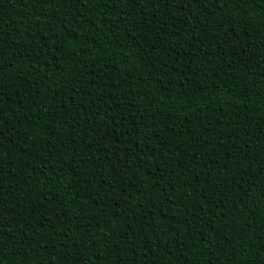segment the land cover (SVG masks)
Listing matches in <instances>:
<instances>
[{
  "label": "trees",
  "instance_id": "trees-1",
  "mask_svg": "<svg viewBox=\"0 0 264 264\" xmlns=\"http://www.w3.org/2000/svg\"><path fill=\"white\" fill-rule=\"evenodd\" d=\"M0 264H264V0H0Z\"/></svg>",
  "mask_w": 264,
  "mask_h": 264
}]
</instances>
